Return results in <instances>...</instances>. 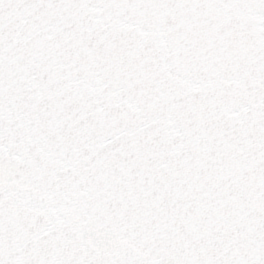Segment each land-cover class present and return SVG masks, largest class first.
I'll list each match as a JSON object with an SVG mask.
<instances>
[{
    "label": "snow or ice",
    "instance_id": "obj_1",
    "mask_svg": "<svg viewBox=\"0 0 264 264\" xmlns=\"http://www.w3.org/2000/svg\"><path fill=\"white\" fill-rule=\"evenodd\" d=\"M0 264H264V0H0Z\"/></svg>",
    "mask_w": 264,
    "mask_h": 264
}]
</instances>
